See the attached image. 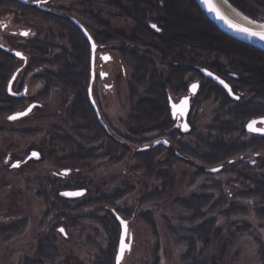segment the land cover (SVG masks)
<instances>
[{
	"label": "trees",
	"instance_id": "trees-1",
	"mask_svg": "<svg viewBox=\"0 0 264 264\" xmlns=\"http://www.w3.org/2000/svg\"><path fill=\"white\" fill-rule=\"evenodd\" d=\"M104 1L107 5L116 8L120 16L134 22V27L130 28L132 33L129 35V38L134 41L133 43L137 47L133 49L123 47L124 49L120 50L121 61L124 67L131 70L129 95L132 100L131 102L133 103L134 100L136 105H132V110L126 121L130 134L140 135L150 131L163 132L164 130L171 129L172 122L167 105L169 90L185 92L187 86L186 77L190 73L202 78L198 74V67L209 70H219L228 67L230 71L238 74L237 79L230 80V83L234 87L238 86L241 90L256 92V94L261 93L259 87L260 85H264V53L222 34L203 16L193 0ZM226 1L252 21L264 23V0ZM92 2L93 0H90L89 3ZM6 6L17 8V10L23 13L40 17L47 21H53L65 34L64 39L70 38V43L67 46H58L60 52L57 54H53L55 48H51H53L54 44L58 45V40L55 43L50 38L43 41L36 40L29 42L31 50L38 53L39 56L52 57L48 59L37 57L31 61L28 69L41 66L42 64L54 66L58 69L56 73L48 71L43 75L40 74L45 88L57 87L60 89L64 102L72 99L73 106L71 113L77 122L76 128L88 132L85 135L86 137L82 135L85 137V142L100 141L99 144L103 142V147L98 148L102 149L103 152L102 154L98 153L99 155L96 156V150L94 152L82 149L73 151L70 139L66 135L56 134V138L54 139L55 144L62 147V149L69 148L72 150L71 155L59 160L61 168H68L70 173H74V169H76L79 163L88 159L103 157L115 163L131 154L136 164L134 170L142 172L147 178L159 181L161 188L155 189L150 194L141 195L138 200V204L140 205L150 199H158L160 195L169 189L172 190L174 178L169 171L170 164L174 162L187 164L182 157H187L188 155L190 158L201 163L200 167H196V175L206 177L212 175V173L205 171L204 168L222 165V169L229 159L239 153L238 151H232H243L242 146L232 144L227 146L225 145L226 143H219L217 145L215 141H218V139L214 141L211 135H205V137L195 135L197 141L201 142V146L205 147V150L204 152H200V154L196 152L195 154H190L191 148L179 140L175 141L176 135L174 134L170 135L172 145L168 148L158 145L145 151L132 150L133 147L130 150L129 147L116 140L114 136L105 132L101 124L93 118L92 110L85 93L89 79L88 46L81 34L76 31L72 24L55 16H44L31 6L21 5L15 0H0V8ZM151 23L160 29L159 33L150 27ZM125 40L127 39L122 33L119 36H111L109 32L105 33V43L107 44L116 43L117 41L125 42ZM118 44L117 46H121L123 43ZM72 49L76 54L73 57L70 55V50ZM138 51L145 52V54ZM47 53L48 55H45ZM148 53L152 56L148 55ZM152 57L160 62L161 68L156 66ZM17 66L16 59L0 49V117L13 113L23 105L22 99L13 98L6 92V82ZM202 80L201 95H204V99L209 98L214 92H221L218 98L223 99L227 103V96L222 95V89L219 86L214 85L210 80L203 78ZM230 103H232V107L228 103L214 112L206 127V133L207 131H215L220 134L218 138L223 139L231 133L242 131V123L252 113H246L242 104L234 101ZM221 113L225 114V117L222 119L220 117ZM92 133L96 135L93 136ZM121 136L127 143L133 145L143 144L147 141L145 139L138 140ZM251 170L252 168L248 166L238 169L236 166H231L226 172L236 178L245 179L243 174ZM45 180L52 188V195L56 202V204H52L53 217L55 219L51 222L49 234L39 239L35 257L26 259L23 264H54L51 261L55 260L53 258L56 257V251L53 245H50L48 239L51 241L58 225L64 224L61 219L65 220V222L67 219H70L68 202H75L77 200L62 198L59 196V192L76 188L86 189V194L81 197V202L75 204L76 207L74 209L95 208L96 214H103L104 226L108 227L110 248L100 251L96 264H114L119 237V224L108 208H113L123 219L130 222L133 218L134 209H117L114 206L115 202L130 193L133 187H126L123 190L117 189L110 195L98 194L99 196H91L86 184L82 181H68L64 178L55 180L46 178ZM213 188L218 192L217 198H213L211 195L194 194L183 200H174L179 209L187 215L185 224L180 225L178 228L169 226L173 238L177 243L184 246V251L180 254L183 264H220L221 262L223 250L220 249L218 255L214 256L210 252V247L214 242L225 241L223 226H219L216 217H210L206 212H215L223 215L225 222L228 221V225L230 226L236 225L233 220L229 219L230 215L244 212L242 209L238 210L232 206L233 204H230L231 199L220 184L214 185ZM248 190V194L245 193L246 191H241L245 195L243 197L251 200L256 198L263 205V210L257 207L254 210V214L257 219L264 221L263 185L259 181L256 182L251 179V188ZM92 218L97 221L100 220L97 215L92 216ZM138 218L145 221L155 230V224L150 214H139ZM20 228H23L21 223L12 224L3 228L2 233L10 236V234H14ZM237 228L242 229L244 226L236 225ZM259 251L261 264H264V247H262V244H260ZM46 260L48 262H45ZM154 264H157V262Z\"/></svg>",
	"mask_w": 264,
	"mask_h": 264
},
{
	"label": "rangeland",
	"instance_id": "rangeland-1",
	"mask_svg": "<svg viewBox=\"0 0 264 264\" xmlns=\"http://www.w3.org/2000/svg\"><path fill=\"white\" fill-rule=\"evenodd\" d=\"M85 1L90 2V0ZM94 2L103 6L102 18L105 33L109 32L111 36H119L122 33L127 39L125 42L117 41L120 44L123 43L119 47L117 42L107 44V46L113 47L110 50L113 60L108 64L113 87L107 95L99 100L104 115L102 127L105 132L114 136L130 150L132 147V150H137V147L149 143L157 132L150 131L132 135L126 126L127 117L135 102L134 100L133 103L131 102L129 95L131 70L123 66L120 50L124 49L123 47L131 49L137 47L134 45V41L129 38L134 22L120 16L118 10L107 5L104 0H94ZM54 4L65 7L69 2L56 0ZM4 20L9 21L16 30L28 29L32 32L30 38L24 39L18 35L5 34L0 28V43L11 49L22 50L29 59L52 57L39 56L38 53L31 50L29 42L45 40L53 31L58 40V45L55 44L51 48H55L53 54L60 52L58 46L68 45L60 32L49 26V23H37L31 19L23 18L18 14L17 8L11 6L0 8V21ZM138 52L145 54V52ZM148 55L151 54L148 53ZM153 60L156 66L161 68L160 62L154 58ZM57 70L54 66L42 64L31 68L20 78L32 90H41L42 95L38 98L42 102L41 108H38L31 116L16 121L7 120V115L0 117V264H23L26 259L34 258L39 239L49 234L51 222L55 219L52 204H56V202L46 178L82 181L86 184L91 196L110 195L117 189L133 187V190L116 201L114 206L117 209H134L133 218L129 222L131 250L122 264H154L155 262L157 264H183L180 254L184 251V246L176 242L170 233L169 226L178 228L185 224L187 215L179 209L174 200H183L194 194L211 195L213 198H217L218 192L213 186L220 184L231 199L230 204H233L234 208L244 211L240 214L230 215L229 219L233 220L237 226H244V228L236 229V225H228V221L225 222V217L219 213L206 212L208 216L216 217L219 226H223L225 237V241L214 242L211 245V254L217 256L220 249L223 250L220 264H261L259 249L260 244L264 247V221L255 217L254 210L257 207L262 209L263 205L256 198L247 199L243 197L244 193H241V191L249 193L251 179L256 182H264V170H260L259 166L245 172L243 174L245 179L228 174L226 171L230 166L227 163L223 165L220 172H213L212 175L202 177L196 175V166L201 163L187 155V164L179 162L170 164L169 171L174 178L172 190L169 189L170 191L168 190L162 195L159 194L158 199H150L140 205L138 200L141 195L150 194L155 189L161 188L159 181L147 178L142 172L134 170L136 164L131 154L115 163L103 157L88 159L83 161L84 163H79L74 169V173L69 172L62 176L61 171L68 168H61L59 160L71 155L72 150L62 149L56 145L54 141L56 134L66 135L72 143L73 151L82 149L94 152L96 150V156L102 154L103 150L98 148L103 147V142L100 144V141L85 142L84 138L88 132L76 128L77 122L71 113L72 99L64 102L60 89L57 87L44 88V82L40 79L39 74L43 75L48 71L56 73ZM258 94H256V100ZM215 107L209 98L200 101V105L193 111V131L202 137L211 135L214 141L218 139L230 146L236 140V134L220 139L218 138L220 134L215 131L206 133V127ZM220 117L222 119L225 114L221 113ZM92 135L96 134L92 133ZM121 135L138 140L145 139L148 142L133 145L127 143ZM215 136L216 138H214ZM180 140L186 143L189 148L191 147L190 154H195V152L200 154L205 150L195 135H185ZM219 149L222 151L221 148ZM31 150L39 151L42 160H30L17 168H11L13 162H22ZM248 157H251L250 160H252V155ZM240 195L242 196L240 197ZM81 201L80 198L75 202H68L70 219H67L66 222L61 219L64 224L58 225L51 241L48 239L56 251V257L53 258L55 260L51 261L54 264H96L100 251L110 248V236L107 232L108 227L103 223V214H96L93 207L74 209L75 204ZM139 214H150L155 224V230L145 221L139 219ZM96 215L100 220L92 218ZM18 223H21L23 228L14 234L6 236L2 233L3 228ZM60 227L64 229L65 236L58 231Z\"/></svg>",
	"mask_w": 264,
	"mask_h": 264
},
{
	"label": "flooded vegetation",
	"instance_id": "flooded-vegetation-1",
	"mask_svg": "<svg viewBox=\"0 0 264 264\" xmlns=\"http://www.w3.org/2000/svg\"><path fill=\"white\" fill-rule=\"evenodd\" d=\"M55 1L56 0H28V2H36L37 4H35V5L21 4V3L20 4L24 5V6H31L32 8L36 9L39 13H42L44 16H55V17L60 18L61 20L65 21L67 23L72 24L73 27L76 29V31H78L81 34V36L84 38V40L86 41L87 46H88L87 55L89 57V79H88V83H87V86L85 89L86 90L85 93H86L88 102L90 104L91 110H92L91 112L93 114V118H94V120H96L100 124V122L96 116L95 110L89 101V94H88L89 93L88 88H89L90 76H91V47H90V43H89V40L82 34L81 30L74 23V21H76L77 23H79V25H81L82 27L85 28V30L88 32L89 36L92 38V40L95 44L94 63H93L94 78H93V81L91 83V94H92V97H93L95 104L97 106V110H98V113L100 115V118L104 122L102 105L100 104L99 100H100V98L107 95V93L111 90V87H113V84L111 83V72H110V69L108 67L109 62H111L113 60V57L111 55L110 59H108V60L105 59L106 55L110 54V52H111L110 50L113 47L111 45L107 46V43H105V29L103 27L104 20L102 18V15L104 14V11H103L104 9L102 8L103 6H102V4L97 5L94 2V0H93L92 4H89V2L85 1V0H67L69 2V4L65 7L64 6H56L54 4ZM18 14L23 18L31 19L33 21H36L37 23H44V22L49 23L50 24L49 26H51L52 28H55L58 32H60V35H62L63 37L65 35L61 31V29L53 21H47V20L42 19L40 17H35V16L29 15L27 13H23L22 11H19V10H18ZM150 25H152V23ZM0 28L2 29V32H4L5 34H10L12 36L18 35V37H21L24 39H28L32 35V32L28 29L16 30L9 23V21H5V20L0 21ZM153 30L156 31L157 33L160 32V31L155 30V29H153ZM24 32H27L28 35H26V36L22 35V33H24ZM47 38H51L54 41V40H57V35L53 31V32L49 33ZM37 41H43V40H37ZM66 42H67V44H69L70 38H67ZM2 46H5V45L0 43V49L1 50H3ZM20 51H22V50H20ZM6 53H8V52H6ZM54 53H55V50H54ZM23 54L25 55L24 59L23 58H16L13 56L16 59L17 63H19V64L15 68V70L12 72V74H13L15 71H18V75L12 84V91L14 93L21 94V95L17 97V96H13V95H10L7 93L9 96H11L13 98H19V99L23 100V105L21 107L17 108L13 113L23 111L27 107H29L30 105H33L30 112L27 115H25L24 117H21L20 119H24L26 117L31 116L38 108L42 107V102L40 101V99H38L42 95L41 90L40 89L32 90L31 88H29L27 86V84L22 82L20 79L21 77H23V75L28 70H30L28 68L30 66L31 61L34 59V58L29 59L28 55H26L24 52H23ZM9 55H11V54H9ZM45 55H48V53ZM70 55L72 57L74 55H76L73 52V49L70 50ZM120 62H119V64L121 66ZM40 69H41V67H40ZM197 69H198V74L203 79L210 80V79L206 78L201 73L202 68L198 67ZM207 70H209V69H207ZM209 71L214 73L215 75H217L221 79L225 80L229 84V86L231 87L232 94L234 96H237V98L232 97L223 87L217 85L212 80H210L214 83V85L219 86L222 89V93H223L222 95L223 96L224 95L227 96V99H226L227 103H225V101L223 99L218 98V95L221 92H219V93L214 92L212 95H210L209 100H211L213 102V104H215V106H216L213 110L214 112L217 111L218 109L222 108L223 105L228 104V103H229V106L232 107V105H231L232 103H230V102L234 101V102H237L238 104H242L246 113H250V112L252 113V115H250L242 123V131H240V132L237 131V132L231 133L228 136V137H230V136L232 137L236 134L237 135L236 140L231 144L243 147L242 148L243 151H239V150L232 151V152L238 151L239 153L235 157H232L231 159H229L227 161V164H229V166H230L229 168H231V166H236V167H241V168L242 167L246 168V166H248V167L253 169L256 166H259L258 168L260 170H264V132L250 131V130L246 129V126L250 121H253V120L260 121L261 118H264V85H260L259 89H260L261 93L258 94V99L256 100L255 99L256 98V92H248L247 90H241L238 88V86L234 87L230 83L231 79H237L238 78V74L234 73L233 71H230L228 69V67H226L225 69L221 68L219 70L218 69H212V70L210 69ZM124 73H125V71L123 72V74ZM12 74L10 75V77L8 78V80L6 82V92H7V85H8V82H9ZM202 78H200L199 76H195V74L193 75L190 73L186 77L187 86H186L185 92H177L176 90H169V95L167 97V105H168L170 120L172 122V128L169 130H164L163 132L158 131L156 133V135L153 136V138L150 140L149 143H147L146 145H143V146H148L147 150H150V149H152L158 145H162V146L167 147V148L170 147L172 145L171 141H170V135H173V134L176 135L175 141L179 140L182 143H184V142L180 139L183 138L185 135H190V134L191 135H197V133H195L192 130V128H193L192 124L194 123L193 111L195 108H197L200 105V101L202 102L205 98L204 95H201V88H202V84H203ZM193 84L198 85V87L195 89V91H193L191 89V85H193ZM44 88H45V85H44ZM184 97L188 98V110L186 112V115L183 116V113L182 114L178 113L177 115H174L172 105L173 104L179 105L180 101ZM72 106L73 105L71 104V109H72ZM214 112H213V114H214ZM13 113H11V114H13ZM9 115H7V117ZM212 116H211V118H212ZM20 119H17V120H20ZM183 122H186L187 124H189L190 130L188 132H183L181 130V124ZM101 126H103V125H101ZM254 127L255 128H264V123L258 122L254 125ZM173 131H175V132H173ZM160 139L166 140L167 145L158 144L156 146H153V144ZM215 142L217 143V145L219 143L220 144L222 143L220 140H218V141L216 140ZM184 144H186V143H184ZM143 146L137 147V151H139V149ZM249 155L250 156L252 155V160H250L251 157H248ZM182 159L185 161L188 160L187 157H182ZM257 159H259V160H257ZM19 163L21 165V164H24L25 162L22 161ZM198 166L200 167L201 165H197L196 167H198ZM218 166L221 169L222 165H218ZM204 169L208 170V167H206ZM259 182L264 185V182H262V181H259Z\"/></svg>",
	"mask_w": 264,
	"mask_h": 264
},
{
	"label": "water",
	"instance_id": "water-1",
	"mask_svg": "<svg viewBox=\"0 0 264 264\" xmlns=\"http://www.w3.org/2000/svg\"><path fill=\"white\" fill-rule=\"evenodd\" d=\"M21 4H31V5H35L37 4L36 2H28V0H15ZM195 2V4L197 5L198 9L200 10V12L203 14V16L217 29L219 30L222 34H224L225 36L231 38L232 40H235L241 44L247 45L249 47H252L262 53H264V39H261L259 36H253L251 34H249L248 32L245 31H241V28H249L255 31L260 30V25L264 24V23H252L253 21L247 17H245L244 15H242L240 12H238L236 9V11L242 15V18L244 19H237L233 16H231L229 13H227L218 3L217 0H208V2L206 3V0H193ZM226 1V0H225ZM227 2V1H226ZM229 4V3H228ZM216 9V10H212V8ZM232 7V6H231ZM233 8V7H232ZM74 23L79 27V29L81 30L82 34L89 40L90 43V47H91V76H90V83H89V101L91 103V105L93 106L96 116L100 122L101 125H103V122L100 118V115L98 113L97 110V106L95 104V101L92 97L91 94V83L93 81L94 78V74H93V63H94V48H95V44L92 40V38L89 36L88 32L85 30L84 27H82L81 25H79V23H77L76 21H74ZM154 25V24H152ZM151 25V28H153ZM239 26V27H235V26ZM155 30H158L157 27L153 28ZM2 49L5 52H8L9 54H11L12 56L16 57V58H25V55L23 54L22 51L17 50V49H10L6 46H2ZM21 53L22 56H17L16 53ZM107 60L110 59V55H106ZM210 71L207 69H201V73L208 79L212 80L214 83H216L217 85L223 87L232 97L237 98V96H234L231 92V87L229 86V84L221 79L219 77V79H216V77H218L217 75H215L214 73H212V75H208L207 73H209ZM18 75V71H15L9 82L7 85V93L13 96H20L21 94H17L14 93L12 91V84L14 82V80L16 79ZM220 81H223L224 83H220ZM225 84L228 87H225ZM230 89V90H229ZM33 105H30L29 107H27L25 110L23 111H19V112H15L13 114H10L7 117V120L9 121H15L17 119H20L21 117H24L25 115H27L30 111H26L29 108H32ZM188 110V102H187V106L183 111V116L186 115V112ZM21 112H26L25 115L22 116H18L16 119H9V117L13 116L16 113H21ZM251 122V121H250ZM187 125V128H185L184 126ZM249 123L246 126V129L249 130L248 128ZM181 130L183 132H188L190 130V126L189 124H187L186 122H183L181 124ZM159 143H157V141L153 144V146H156L158 144H163V145H167V141L164 139H160L158 140ZM166 141V143H165ZM148 146H144L142 148H140L141 151L143 150H147ZM35 153V155H33ZM41 157L40 153L38 151H31L30 154L27 156V158L25 159V161H28L30 159H34V160H39ZM18 162H14L12 164L11 167L15 168L18 167ZM220 167H215V168H211L209 169L210 172H216L218 171ZM68 170H63L61 173L62 174H68ZM65 193H81L80 195H64ZM86 194V189H71V190H63L59 192V196L62 198H66V199H75V198H79L82 197ZM108 210L111 212V214L115 217L116 221L119 224V237H118V244H117V249H116V253L114 256V264H122L124 262L125 257L127 256V254H129L130 250H131V232L129 230V223L127 220L123 219L114 209L112 208H108ZM121 221H125L126 222V227L124 224L121 223ZM63 229V228H59V231ZM64 233V230L61 231ZM123 237V242L125 245L124 251L121 252V238ZM119 257V260H118Z\"/></svg>",
	"mask_w": 264,
	"mask_h": 264
},
{
	"label": "snow or ice",
	"instance_id": "snow-or-ice-1",
	"mask_svg": "<svg viewBox=\"0 0 264 264\" xmlns=\"http://www.w3.org/2000/svg\"><path fill=\"white\" fill-rule=\"evenodd\" d=\"M208 2V0H206V3ZM212 10H216L215 8H214V6H213V8H212ZM252 23H255V21H253ZM235 26V25H234ZM152 27L153 28H156V25H152ZM235 27H239V26H235ZM241 31H245V32H248L249 34H251V35H253V36H259L261 39H264V24H262V25H260V30H258V31H255V30H252V29H249V28H241L240 29ZM22 35H28V33L27 32H24V33H22ZM16 55L17 56H22V54L21 53H16ZM105 59H107L106 57H105ZM208 75H212V73H207ZM216 79H219V77H216ZM220 83H224L223 81H220ZM198 87V85L197 84H193V85H191V89L193 90V91H195V89ZM225 87H228L226 84H225ZM230 90V89H229ZM187 102H188V98L187 97H184L181 101H180V103H179V105H176V104H173L172 105V107H173V114L174 115H177L178 113L179 114H182L183 113V111H184V109L186 108V106H187ZM31 110V108H29L28 110H26V111H30ZM26 114V112H21V113H16V114H14L13 116H11V117H9V119H16L18 116H22V115H25ZM258 122H260V123H264V118H261L260 119V121H256V120H253V121H251V122H249V125H248V128H249V130L250 131H257V132H264V128H255L254 127V125L256 124V123H258ZM185 128H187V125H185L184 126ZM157 143H159V141H157ZM165 143H166V141H165ZM33 155H35V153L33 154ZM81 193H65L64 195H80ZM121 223L122 224H124L125 225V227H126V222L125 221H121ZM60 231H63V229H61ZM124 248H125V245H124V242H123V237L121 238V252H123L124 251ZM118 260H119V257H118Z\"/></svg>",
	"mask_w": 264,
	"mask_h": 264
},
{
	"label": "bare ground",
	"instance_id": "bare-ground-1",
	"mask_svg": "<svg viewBox=\"0 0 264 264\" xmlns=\"http://www.w3.org/2000/svg\"><path fill=\"white\" fill-rule=\"evenodd\" d=\"M219 5L231 16L237 18V19H244L242 18V15L239 14L234 8H232L225 0H217Z\"/></svg>",
	"mask_w": 264,
	"mask_h": 264
}]
</instances>
